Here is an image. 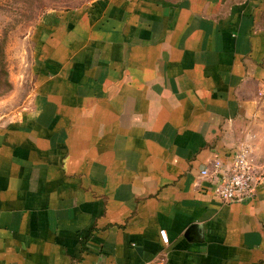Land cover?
I'll return each instance as SVG.
<instances>
[{
  "label": "crops",
  "instance_id": "0c3cea01",
  "mask_svg": "<svg viewBox=\"0 0 264 264\" xmlns=\"http://www.w3.org/2000/svg\"><path fill=\"white\" fill-rule=\"evenodd\" d=\"M29 41L0 123V264H264V173L232 202L200 176L254 135L264 0H91Z\"/></svg>",
  "mask_w": 264,
  "mask_h": 264
},
{
  "label": "rangeland",
  "instance_id": "374dc122",
  "mask_svg": "<svg viewBox=\"0 0 264 264\" xmlns=\"http://www.w3.org/2000/svg\"><path fill=\"white\" fill-rule=\"evenodd\" d=\"M91 0H0V40L10 87L0 94V123L21 107L30 88L31 29L45 13L86 5ZM12 80V81H11ZM254 121L253 136L247 142L248 159L256 175L264 173V92Z\"/></svg>",
  "mask_w": 264,
  "mask_h": 264
},
{
  "label": "built area",
  "instance_id": "2783aa9c",
  "mask_svg": "<svg viewBox=\"0 0 264 264\" xmlns=\"http://www.w3.org/2000/svg\"><path fill=\"white\" fill-rule=\"evenodd\" d=\"M211 168L200 169V176L213 179V193L222 201H244L254 193V185L258 179L252 163L248 159L245 149H238L233 153L230 163L224 168L219 160L211 162ZM160 237L167 243L164 229L159 230ZM142 264H151L144 262Z\"/></svg>",
  "mask_w": 264,
  "mask_h": 264
},
{
  "label": "trees",
  "instance_id": "16d2710c",
  "mask_svg": "<svg viewBox=\"0 0 264 264\" xmlns=\"http://www.w3.org/2000/svg\"><path fill=\"white\" fill-rule=\"evenodd\" d=\"M10 87V83L7 79V71L5 67L4 59V45L0 40V94L5 92Z\"/></svg>",
  "mask_w": 264,
  "mask_h": 264
}]
</instances>
